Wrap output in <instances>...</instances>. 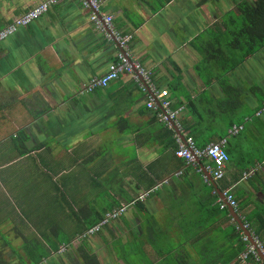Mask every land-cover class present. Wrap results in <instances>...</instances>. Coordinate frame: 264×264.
I'll list each match as a JSON object with an SVG mask.
<instances>
[{
	"label": "crops",
	"instance_id": "1",
	"mask_svg": "<svg viewBox=\"0 0 264 264\" xmlns=\"http://www.w3.org/2000/svg\"><path fill=\"white\" fill-rule=\"evenodd\" d=\"M43 1L0 0V30ZM101 2V15L113 16L122 34H133L132 58L153 71L175 108H183L182 138L191 136L202 148L226 139L232 156H241L234 160L239 168L258 169L238 178L229 162L218 184L257 214L264 206V156L240 164L249 135L263 139L264 152V113L257 115L264 103V48L243 57L234 46L238 0ZM90 17L78 0H64L0 41V106L8 105L1 126L15 129L0 131V251L7 264H86L84 253L100 264H127L113 247L117 241L120 249L135 248V264H234L227 262L232 225L223 221L221 195L199 164L168 147L173 137L133 79L122 75L105 89L83 93L119 51ZM233 126L243 129L231 136ZM106 190L107 203L100 205ZM148 191L120 219L80 239L100 213ZM170 241L175 246L166 252ZM24 245L50 254L32 262Z\"/></svg>",
	"mask_w": 264,
	"mask_h": 264
},
{
	"label": "built area",
	"instance_id": "2",
	"mask_svg": "<svg viewBox=\"0 0 264 264\" xmlns=\"http://www.w3.org/2000/svg\"><path fill=\"white\" fill-rule=\"evenodd\" d=\"M64 0H45L36 7L28 10L22 16L16 18L14 22L7 25L0 31V41H4L9 37L16 34L20 29L25 28L35 21L39 20L45 14H47L55 5H58ZM82 6L91 11V21L95 28L104 34V37L109 41H115L119 49L117 54V61H115L102 76L94 77L91 79L88 85H86L83 93H93L96 89H105L112 82L118 80L122 75H129L133 81L138 85L139 89L143 91L147 97V107L155 112L158 122L163 124L166 128L174 130L175 138L178 144L176 149V156L185 160L186 163L194 164L197 166V161L201 160L204 164L203 168H199L201 173L204 174V169L212 176L215 182H222L226 177L227 166L230 162V156L226 150L227 140L222 139L218 142H213L206 147H198L194 138L189 136L185 139L181 135V124L179 123V116L183 110L182 107L175 108L173 101L169 98V91L166 89H160L154 81V73L151 69L144 66L140 61L132 58L131 42L133 40V34H122L117 31L114 25L113 16H102L100 13L101 0H78ZM264 113V103L260 111L257 113L261 116ZM175 128H178L179 133ZM243 127L233 126L230 129V135L238 134ZM257 168L250 169L244 174V178L248 179L252 177ZM182 172L177 173V175ZM204 180L206 183H210L209 178L204 174ZM165 183L168 180L164 181ZM161 186V184L159 185ZM158 188V187H156ZM152 191H148L140 195L137 199L129 203H123L121 206L113 209L106 215L96 226L88 229L83 235H80V239L88 238L103 228L109 225L112 221L119 219L126 214L131 207H134L138 201H144L151 195ZM224 198L219 200V206L221 209L228 208V205L234 209H238V202L235 199L231 189L223 190ZM235 220V219H234ZM243 220V228L237 224V229L242 233V239L247 242V249L244 251L240 258L244 264H252L251 259L255 263L260 264L263 262L261 254H264V242L256 235L251 229L250 224ZM246 230L250 232V235L246 234ZM67 246H63L61 252H66Z\"/></svg>",
	"mask_w": 264,
	"mask_h": 264
},
{
	"label": "trees",
	"instance_id": "3",
	"mask_svg": "<svg viewBox=\"0 0 264 264\" xmlns=\"http://www.w3.org/2000/svg\"><path fill=\"white\" fill-rule=\"evenodd\" d=\"M237 10H238V18H236V19L234 18L233 23H235L238 28H237V31L235 32V38L233 40V44H234V46L237 45L238 49H239L238 51H240L242 53L243 57H246V56H248V55L250 56V55L256 53L257 51L261 50L262 48H264V0H238ZM226 24H228V22ZM242 56L240 59H238V61L235 62L236 65H238V63H240L241 60H244ZM116 61H117V59H116ZM208 84H209V82H208ZM260 107L262 108V106H260ZM166 129H167L168 134L173 137V139L170 140L168 147H170V148L173 147L175 149V152H176V149L178 148V144H177L176 138H174L175 132H174V130H170L168 128H166ZM226 150L230 156V163H234L235 167L238 168V172H236V177L240 178L242 176L243 172H246V171H245V169L239 168L238 164L234 162L232 152L229 149V147H227V145H226ZM257 173L258 172H256L253 176H255ZM216 191L217 190H215V194H216L217 198H219L218 193ZM235 199L238 202V209L237 210L235 209V210L237 211L239 217L241 219L243 218L244 221L248 222L250 224V229L256 235H258L259 238L264 242V206H258L257 207L259 209L257 211V214H253V213L250 214L249 212L245 211L246 208H245L244 203L241 202L240 199L237 197H235ZM140 203H141V201H138L135 205L140 204ZM222 210H223L222 211L223 221H228L232 225V230H231L232 232L229 234V237L232 238V242H233V245H231L232 254L229 257V259L227 260V262L228 263L234 262V264H244V262L242 261L240 256L244 251H246L247 242L243 241L242 233L240 232V230L237 229L238 223L234 220L231 212L229 211V208H225ZM110 212L100 213L99 217L93 218V220L90 221V224L87 225L86 228L90 229V228L96 226L102 220H104L106 215ZM114 221H116V220H114ZM107 226H110V225H107ZM88 229H86V231ZM100 232L101 231H99V233ZM88 238H90V237H88ZM88 238L86 237L83 239L87 240ZM69 241L70 240H68V242ZM54 248L57 251V248L55 246H54ZM39 251H41V250H38V251L37 250H31V249L27 250V252L29 253V257L32 260V262H35V263L42 262L44 260V257H48L50 254L49 252H46V251L43 252L42 254H39ZM5 254L6 253L4 251H0V264H7V261L5 260ZM209 257L210 256H208V258ZM83 259L86 262V264H100L98 259H97V256H95L94 254L84 253ZM251 262H252V264H257L254 262L253 259H251ZM22 263L26 264V262L24 260H22ZM260 264H264V262H262Z\"/></svg>",
	"mask_w": 264,
	"mask_h": 264
},
{
	"label": "rangeland",
	"instance_id": "4",
	"mask_svg": "<svg viewBox=\"0 0 264 264\" xmlns=\"http://www.w3.org/2000/svg\"><path fill=\"white\" fill-rule=\"evenodd\" d=\"M236 19V18H235ZM6 108L8 109V105H4V106H0V131L2 130L4 133H7V131H9L10 130V132L11 131H13V130H15L13 127H12V125H10V124H8V125H6V126H8L7 127V129H6V127L5 126H1L2 124H4L5 123V121H3V119H2V113L4 112L5 113V110H6ZM12 128V129H11ZM1 131V132H2ZM17 139V138H16ZM15 139V141L17 142V140ZM249 140H247V142H245V144H244V149H245V151H247L248 152V154H247V157H245V159H246V161L241 165L240 164V166L241 167H245V166H247L248 165V162H252V161H254L253 159H255V158H257V157H259V155H263L264 156V152L263 151H261L260 149H259V145H260V143L261 142H263V139H262V141H259V140H257V139H252V135H249V138H248ZM3 139L2 138H0V141H2ZM14 141V140H13ZM17 143H19V142H17ZM241 158V156L239 155V153H237V152H234L233 153V159L234 160H236V159H240ZM251 160V161H250ZM102 191V190H101ZM107 190L104 192V193H102L101 195L103 196V198L102 197H97L96 198V200L97 199H101V200H99V202H100V205H104V204H106L107 203V198H108V196H109V194H107ZM91 195V198L92 197H94V196H96L97 194L96 193H92V194H90ZM97 205V204H96ZM66 221V218H64V222ZM115 222V221H114ZM114 222H112V223H114ZM63 238H64V240H66V235H63ZM161 241H163V238H158L157 239V242H161ZM68 242V241H67ZM167 243L169 242V241H166ZM170 242H172L173 244H169V248H167L168 250H165L166 252L167 251H169L170 250V248H172V247H174L175 245V242H173V241H170ZM120 241H117V243L116 244H113V247H114V249L116 250V251H118V250H120V252H118V254L119 255H121L120 256V258L122 257V258H124V261L127 263V264H131L132 262H133V260H135V261H137V260H139V257L137 256V259L135 258V254L133 253V251L131 250V248H133L131 245H126V247H123V246H121V248L122 249H120ZM165 245V244H164ZM26 248V245H24V250H23V252H26L27 250L25 249ZM133 249H135V248H133ZM7 253L8 252H10V251H6ZM44 251L43 250H41V251H39V254H42ZM15 253H17V254H19V252L18 251H15ZM137 255V254H136ZM128 260H131L132 262L131 263H128ZM134 263V262H133ZM135 264V263H134ZM136 264H139L138 262L136 263Z\"/></svg>",
	"mask_w": 264,
	"mask_h": 264
},
{
	"label": "water",
	"instance_id": "5",
	"mask_svg": "<svg viewBox=\"0 0 264 264\" xmlns=\"http://www.w3.org/2000/svg\"><path fill=\"white\" fill-rule=\"evenodd\" d=\"M175 130H176L177 133H179L178 128H175ZM197 164H199L202 168L204 167V164H203V162L201 160H198ZM204 172L207 175V177L209 178L210 182L214 185V187H216L218 189V185L215 183V181L213 180L212 176L205 169H204ZM219 192H220L221 197H223L222 191H219ZM229 211L231 212V214H232L233 218L235 219V221L243 228L244 223H243L242 219L239 217L237 211L231 206H229ZM246 234L251 236L250 232L247 231V230H246ZM261 258H262V260L264 262V254H261Z\"/></svg>",
	"mask_w": 264,
	"mask_h": 264
},
{
	"label": "clouds",
	"instance_id": "6",
	"mask_svg": "<svg viewBox=\"0 0 264 264\" xmlns=\"http://www.w3.org/2000/svg\"><path fill=\"white\" fill-rule=\"evenodd\" d=\"M204 174H205V172H204ZM206 176H207V175H206ZM222 182H223V181H222ZM210 183H211V182H210ZM210 183H209V184H210ZM215 183L218 185V184H220L221 182H219V183H218V182H215ZM213 186H214V185H213ZM215 188H216V187H215ZM218 188H219V186H218ZM216 190H217V189H216ZM223 190H224V189L219 188L218 192L216 191V192L218 193V196H220V192H219V191H222V193H223ZM221 198H224V196L221 197ZM229 206H230V205H228V208H229Z\"/></svg>",
	"mask_w": 264,
	"mask_h": 264
},
{
	"label": "flooded vegetation",
	"instance_id": "7",
	"mask_svg": "<svg viewBox=\"0 0 264 264\" xmlns=\"http://www.w3.org/2000/svg\"><path fill=\"white\" fill-rule=\"evenodd\" d=\"M114 222V221H113ZM112 224V222L110 223V225ZM104 229V228H103Z\"/></svg>",
	"mask_w": 264,
	"mask_h": 264
}]
</instances>
